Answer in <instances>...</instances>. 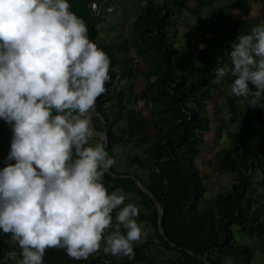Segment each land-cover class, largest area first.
Returning a JSON list of instances; mask_svg holds the SVG:
<instances>
[{
    "label": "trees",
    "instance_id": "obj_1",
    "mask_svg": "<svg viewBox=\"0 0 264 264\" xmlns=\"http://www.w3.org/2000/svg\"><path fill=\"white\" fill-rule=\"evenodd\" d=\"M92 1L115 4L79 0L80 8L70 3L69 10L88 18L89 38L111 59V79L92 118L115 161L102 182L109 193L131 194L125 204L139 207L137 221L147 237L134 245L133 259L107 254L102 244L86 260L47 249L43 264H205L198 256L209 264H252L255 252H264V107L243 109L236 103L242 98L229 96L225 133L215 141L227 145L206 161L210 172L203 173L197 160L205 146L200 134L211 131L207 104L220 84L232 82L229 75L216 83L218 63L229 62L238 36L264 24V0L254 17L252 0H194L192 6V0H147V6L137 0L130 27L125 28L128 19L122 21L114 36L110 30L117 25L99 27L108 13H95ZM237 12L244 18H236ZM8 132L0 130V147ZM97 142L105 141H91ZM7 155L0 152V170ZM219 174L230 177L227 188L208 182ZM150 195L161 205V217ZM112 215L114 228L115 210ZM10 251L20 258L18 244L0 231V264H16L7 258Z\"/></svg>",
    "mask_w": 264,
    "mask_h": 264
},
{
    "label": "clouds",
    "instance_id": "obj_2",
    "mask_svg": "<svg viewBox=\"0 0 264 264\" xmlns=\"http://www.w3.org/2000/svg\"><path fill=\"white\" fill-rule=\"evenodd\" d=\"M69 9L68 0H0V119L12 131L0 170V231L19 246V259L7 254L16 264H43L50 248L86 260L102 244L107 254L133 259L147 237L139 207L125 204L131 194L109 193L102 182L115 161L105 142L91 143L92 118L111 59ZM231 49L216 83L230 75L232 95L264 107V24Z\"/></svg>",
    "mask_w": 264,
    "mask_h": 264
},
{
    "label": "rangeland",
    "instance_id": "obj_3",
    "mask_svg": "<svg viewBox=\"0 0 264 264\" xmlns=\"http://www.w3.org/2000/svg\"><path fill=\"white\" fill-rule=\"evenodd\" d=\"M69 3H71L72 5H76V8H80V6L82 5L79 0H68ZM122 2V3H121ZM115 3V7L114 10L111 13H108L106 16V22L105 21H100L98 26H102L105 27L107 26V23H111L114 25H117L115 27H112V29L110 30L112 32V35H116V32L120 30H122V21L128 19L127 24L125 25V28L128 27L131 23V21L134 19L135 13L138 12V9L136 7V10L134 12H132V9H135V6L137 5V0H119V3L117 4ZM190 5H194L195 1L192 0L189 2ZM251 5L253 6L252 8V12H251V16L254 17L256 15H258V3H256L254 0L251 1ZM240 12L235 13L234 15L236 16V18L238 17V15H240V18L243 17L244 15L242 14H238ZM125 15V17H123ZM127 15V17H126ZM88 17V15H87ZM244 18V17H243ZM85 18L84 21H86ZM189 20H186V22L188 23ZM87 24V22H85ZM121 24V25H120ZM190 24H193V20H190ZM130 27V26H129ZM230 85L223 83L220 84L215 92L213 93V97L212 99L208 102L207 104V108H206V112H207V116L209 117V119L211 120V131L207 132V133H201L200 136L204 139L205 141V146L203 147V151L199 157V159L197 160V163L199 164L202 172H210L212 167L210 164H207L206 161L212 157H214L215 152L221 148L222 146L227 145V142H219L218 144H215V141L218 140L219 138V134L220 133H225V127L227 125V118H228V112H229V108H228V97L229 96H234L231 94L230 92ZM239 98V97H237ZM250 100L251 98L249 97L248 99H244L242 98V100L237 99L236 103L239 104L240 107H242L243 109L246 108V106H248L250 104ZM243 101V102H242ZM222 120H224L225 122L222 124ZM0 123L3 124L1 126V129L4 130H8V135L7 136V140L3 141L1 143V147H0V152H2V154H4V152L6 154L9 153L10 151V144H11V139H12V131H11V127L8 123H6L5 121H3L2 119H0ZM95 137L99 138L101 141H104L105 138H102L100 135H96ZM215 144V145H212ZM124 155V154H123ZM128 162H123L122 165V169L124 170H128L127 168V164ZM134 169L137 171V174L140 178L142 179H146L147 178V173L140 170L139 168L133 166ZM212 177V176H211ZM138 181V179H137ZM208 182H210L211 185L216 186V184L224 186L225 188H227L230 185V177L228 175H223V174H219V175H213V177L211 179L208 180ZM140 185L141 182H139ZM217 191V188H213V191L211 190L210 193H208V196L210 197L211 194H214ZM143 238L140 240L142 241ZM252 264H264V252L261 251H257L254 254L253 260H252Z\"/></svg>",
    "mask_w": 264,
    "mask_h": 264
},
{
    "label": "built area",
    "instance_id": "obj_4",
    "mask_svg": "<svg viewBox=\"0 0 264 264\" xmlns=\"http://www.w3.org/2000/svg\"><path fill=\"white\" fill-rule=\"evenodd\" d=\"M119 2V0H115V2ZM115 4L113 3H108L107 5L104 6V2H97V1H92L90 3V8L95 12V13H111L114 10ZM108 264V263H106Z\"/></svg>",
    "mask_w": 264,
    "mask_h": 264
},
{
    "label": "water",
    "instance_id": "obj_5",
    "mask_svg": "<svg viewBox=\"0 0 264 264\" xmlns=\"http://www.w3.org/2000/svg\"><path fill=\"white\" fill-rule=\"evenodd\" d=\"M94 130H95V129H94ZM95 132H96V135H100L102 138H105L104 141H105L106 144L108 143L107 138H106V136H105L104 133L98 132V131H96V130H95ZM108 171H109V170H108ZM139 182H140V181L138 180V181H137L138 185H139V186H140L145 192L149 193V192H148V191H147L142 185H140ZM150 197L153 199L155 205L157 206V209L159 210V212H160V217H161L162 214H163V209H162L161 205L159 204V202L156 201V199H155L152 195H150ZM160 225H161V221H159V226H160ZM196 256H198V255H196ZM198 257H199L200 259H202V260L205 262V264H209V263L207 262V260H206L205 257H201V256H198Z\"/></svg>",
    "mask_w": 264,
    "mask_h": 264
},
{
    "label": "crops",
    "instance_id": "obj_6",
    "mask_svg": "<svg viewBox=\"0 0 264 264\" xmlns=\"http://www.w3.org/2000/svg\"><path fill=\"white\" fill-rule=\"evenodd\" d=\"M258 1V6L261 7V0H257Z\"/></svg>",
    "mask_w": 264,
    "mask_h": 264
}]
</instances>
